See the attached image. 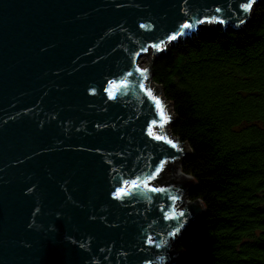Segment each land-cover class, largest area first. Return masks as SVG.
I'll list each match as a JSON object with an SVG mask.
<instances>
[{"label": "water", "instance_id": "1", "mask_svg": "<svg viewBox=\"0 0 264 264\" xmlns=\"http://www.w3.org/2000/svg\"><path fill=\"white\" fill-rule=\"evenodd\" d=\"M256 1L0 0V264L179 261L205 207L185 199L189 147L150 64L179 37L238 29Z\"/></svg>", "mask_w": 264, "mask_h": 264}, {"label": "trees", "instance_id": "2", "mask_svg": "<svg viewBox=\"0 0 264 264\" xmlns=\"http://www.w3.org/2000/svg\"><path fill=\"white\" fill-rule=\"evenodd\" d=\"M150 73L172 104L171 134L189 147L174 160L196 181L188 198L205 207L177 236L172 264H264V0L238 29L169 45Z\"/></svg>", "mask_w": 264, "mask_h": 264}, {"label": "snow or ice", "instance_id": "3", "mask_svg": "<svg viewBox=\"0 0 264 264\" xmlns=\"http://www.w3.org/2000/svg\"><path fill=\"white\" fill-rule=\"evenodd\" d=\"M188 27H190V25H188V24H185L184 25V28H188ZM110 95H111V93H110ZM148 95L149 96H152V93L149 91L148 92ZM153 99H155V101H156V107L159 110L160 123H161V125H163L164 123H166L168 121L169 117L167 116L166 112L164 111L163 106H162L160 100L159 99H156L155 97H153ZM150 135H154V133H152L150 131ZM156 139H165V137L156 136ZM168 143L171 144L172 142L169 140ZM173 146L175 147V145H173ZM149 179H151V177H149ZM135 187H139V185L137 184V182L133 181L132 184L130 185V188H135ZM126 194H128V193H127L126 189H124V188L119 189L115 193V195L117 197H120L121 195H126Z\"/></svg>", "mask_w": 264, "mask_h": 264}, {"label": "rangeland", "instance_id": "4", "mask_svg": "<svg viewBox=\"0 0 264 264\" xmlns=\"http://www.w3.org/2000/svg\"><path fill=\"white\" fill-rule=\"evenodd\" d=\"M261 0H257L253 5H252V12H253V9H254V7L256 6V4L258 3V2H260ZM251 16H252V14H251ZM217 26H221V25H215L214 27H217ZM213 27H210V28H208V29H206V30H203V31H208V30H211ZM198 32V31H197ZM199 32H202V31H199ZM195 33V32H194ZM190 37V36H189ZM185 38H188V37H185ZM185 38H183V37H179L177 40H175L174 42H170L169 43V45H171V44H173V43H175V42H177V41H179V40H181V39H185ZM168 45V46H169ZM151 50L152 49H149L148 50V52L146 53V54H143L142 56H140V58H139V64H140V66L142 67V68H144L147 64H148V62L150 61V58H151ZM152 61H153V59H152ZM152 61H151V63H152ZM161 91H162V88H161ZM162 94H163V92H162ZM164 96V95H163ZM169 130H170V125H169ZM180 163H182V162H180ZM181 165L182 164H180V166H179V169H180V171L181 172H183L182 171V169H181ZM163 172L165 173V174H170V172H171V170L169 169V168H166L165 170H163ZM184 173V172H183ZM188 194V193H187ZM185 199L186 200H188V201H190L189 200V198H188V195H186V197H185ZM172 248H173V245H172ZM178 262V261H177ZM166 264H168V263H166Z\"/></svg>", "mask_w": 264, "mask_h": 264}, {"label": "bare ground", "instance_id": "5", "mask_svg": "<svg viewBox=\"0 0 264 264\" xmlns=\"http://www.w3.org/2000/svg\"><path fill=\"white\" fill-rule=\"evenodd\" d=\"M146 54V53H145ZM139 61V60H138Z\"/></svg>", "mask_w": 264, "mask_h": 264}]
</instances>
